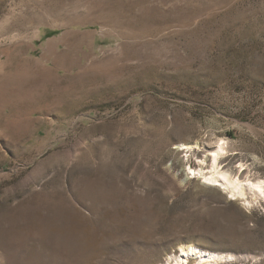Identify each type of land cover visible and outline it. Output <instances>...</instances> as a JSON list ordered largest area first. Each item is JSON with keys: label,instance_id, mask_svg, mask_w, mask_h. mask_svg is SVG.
<instances>
[{"label": "rangeland", "instance_id": "obj_1", "mask_svg": "<svg viewBox=\"0 0 264 264\" xmlns=\"http://www.w3.org/2000/svg\"><path fill=\"white\" fill-rule=\"evenodd\" d=\"M220 146L264 179V0H0V264H264Z\"/></svg>", "mask_w": 264, "mask_h": 264}, {"label": "bare ground", "instance_id": "obj_2", "mask_svg": "<svg viewBox=\"0 0 264 264\" xmlns=\"http://www.w3.org/2000/svg\"><path fill=\"white\" fill-rule=\"evenodd\" d=\"M189 148V146H186ZM224 148L218 147L214 150L211 155H207L209 161L207 162L205 158H203L199 163L197 168H193L191 166L186 165V170L188 173L200 179L202 182H206L209 184H221L225 191L229 193V195L233 198H242L246 199L249 194L251 198L249 201H246L245 205L250 206L251 203H258L260 198H263L259 192L255 190V186L264 188V184L261 182L264 179L257 178L252 176L251 174H242V170H238L237 172H231L228 168L221 167L223 164L221 161L222 156H224ZM217 161L216 164H213L212 161ZM207 164V165H206ZM204 169H210L207 173ZM221 177H225V180H221ZM183 257L197 256L198 262L207 264L210 262H220L225 259V256H218L216 254H205L200 252L193 246H181L180 248ZM228 257V256H226ZM228 259H232L231 256ZM208 260V261H207ZM226 260V259H225ZM180 258L176 259V264H178ZM213 263V264H214Z\"/></svg>", "mask_w": 264, "mask_h": 264}, {"label": "water", "instance_id": "obj_3", "mask_svg": "<svg viewBox=\"0 0 264 264\" xmlns=\"http://www.w3.org/2000/svg\"><path fill=\"white\" fill-rule=\"evenodd\" d=\"M190 178L191 179H194V180L197 179V180L201 181L200 179L191 176L188 173V171H186V178H185V180H188ZM201 183H202V185H204V186H206V187H208V188H210V189H212L214 191L219 192L222 198H225L230 204H232L235 207H237L238 210H239V212H240L239 219L241 221H247V218H246L245 214L241 211V208L243 210H246V211L251 210L253 208H258V209H260L264 213V200H263V198H260V200L258 201V203H255V204L254 203H251L250 206H247V205H245L246 204L245 202L246 201H249V199L251 198V195L252 194H249L246 199H242V198H239V197L238 198H233V197H231L229 195V193L227 191L224 190V188L221 186V184H215L214 185V184H209V183L202 182V181H201ZM214 202L215 203H219V204L222 203L221 198L215 199Z\"/></svg>", "mask_w": 264, "mask_h": 264}, {"label": "snow or ice", "instance_id": "obj_4", "mask_svg": "<svg viewBox=\"0 0 264 264\" xmlns=\"http://www.w3.org/2000/svg\"><path fill=\"white\" fill-rule=\"evenodd\" d=\"M212 163L213 164H216L217 161L213 160ZM221 167L226 168V164H222ZM237 167H239V165H237ZM225 179H226L225 177H221V180H225ZM261 183L264 184V181H262ZM255 190L257 192H259L262 197H264V188L255 186Z\"/></svg>", "mask_w": 264, "mask_h": 264}, {"label": "trees", "instance_id": "obj_5", "mask_svg": "<svg viewBox=\"0 0 264 264\" xmlns=\"http://www.w3.org/2000/svg\"><path fill=\"white\" fill-rule=\"evenodd\" d=\"M54 33H50L49 36H52Z\"/></svg>", "mask_w": 264, "mask_h": 264}]
</instances>
